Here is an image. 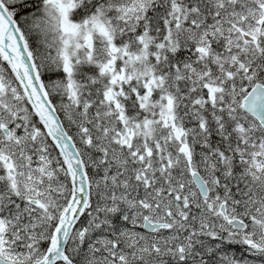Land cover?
Masks as SVG:
<instances>
[{
	"label": "snow or ice",
	"instance_id": "6c2138e0",
	"mask_svg": "<svg viewBox=\"0 0 264 264\" xmlns=\"http://www.w3.org/2000/svg\"><path fill=\"white\" fill-rule=\"evenodd\" d=\"M0 264H264V0H0Z\"/></svg>",
	"mask_w": 264,
	"mask_h": 264
}]
</instances>
